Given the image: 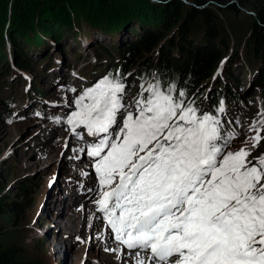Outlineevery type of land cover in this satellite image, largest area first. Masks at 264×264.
Returning a JSON list of instances; mask_svg holds the SVG:
<instances>
[{
    "label": "snow or ice",
    "instance_id": "6c2138e0",
    "mask_svg": "<svg viewBox=\"0 0 264 264\" xmlns=\"http://www.w3.org/2000/svg\"><path fill=\"white\" fill-rule=\"evenodd\" d=\"M141 89L129 111L125 85L105 78L74 101L66 120L77 138L81 128L99 138L86 153L98 180L91 191L114 241L135 264H264V155L225 153L237 133L218 143L220 118L198 114L175 85ZM258 124L253 148L264 139V119Z\"/></svg>",
    "mask_w": 264,
    "mask_h": 264
},
{
    "label": "rangeland",
    "instance_id": "374dc122",
    "mask_svg": "<svg viewBox=\"0 0 264 264\" xmlns=\"http://www.w3.org/2000/svg\"><path fill=\"white\" fill-rule=\"evenodd\" d=\"M5 1L1 0V3ZM80 1L86 4L96 0ZM128 1L111 0L114 5L104 15L109 26L125 15L123 5ZM130 1L133 3L126 13L130 15L127 24L133 27L140 21L143 23L145 12L150 10L147 4L161 6L171 0ZM179 1L192 5L186 0ZM94 5L99 10L102 2L98 0ZM221 10L215 13L222 28V38L228 43L229 53L224 55L214 71L212 82L206 84L207 91L198 101L197 111L201 115L211 113L207 92L217 84L224 85L223 90L225 85L231 87L237 97L233 101H224V112L218 116L222 122L221 132L224 138L218 143L224 144L226 134L234 131L237 136L227 142L224 152L248 148L251 150L249 160H253L264 155V139L255 148L250 139L255 135L252 126L259 127L258 122L264 119V103L259 96L255 78L250 74L251 70L244 66V47L249 33L245 16L247 18L252 13L247 9L237 17ZM0 13L2 17L3 11ZM196 27L199 28L194 25L193 30ZM165 30L163 32L168 33L170 29ZM88 32L86 35L80 33L68 38L58 48L40 46L36 54H31L33 52L30 51L34 61L31 63L32 70L16 71L11 62V68L18 75L12 72L6 79L12 84L9 89H4L6 98L9 99V112L0 104V199L13 202L16 206L14 212L5 210L0 214V244L21 248L25 261L34 264H126L121 258L124 257L122 249L126 248L115 244L110 238L109 230H105L103 221L99 222L97 213L100 212L95 204L99 196L91 191L98 187V180L94 170L95 160L86 153L88 146L98 142L99 138L87 135L82 128L77 131L83 135V139L77 138L71 133L66 120L76 110L74 101L93 87V83L96 84L95 78L102 76L105 73L103 68L109 65V57L102 51H99V55L103 57L102 63L96 61L98 53L94 43L115 48L121 43H129L136 31L127 30L109 35L98 31ZM4 44L9 58L12 50L8 41L5 40ZM235 49L239 58L230 60ZM77 58L79 61H76ZM38 64H41L40 67ZM256 66L255 63L253 67ZM140 71L139 66H130L126 72L127 82L123 83V101L128 110L133 112L135 100L142 91L138 78ZM147 94L144 93L145 96ZM123 111L117 116V120L120 118L118 125ZM115 130L114 126L113 132ZM260 135L264 137V131ZM25 188L28 191L21 196L19 191ZM64 194L69 197L80 195L81 198L70 202L69 208L62 209ZM75 205L79 206L74 214H80L81 209L86 206L93 210L92 216L87 220L90 228L84 233L66 228L58 217L63 210L68 213ZM95 224L99 226L94 230L92 228ZM67 230L69 234L66 233ZM132 257L127 255L125 258Z\"/></svg>",
    "mask_w": 264,
    "mask_h": 264
},
{
    "label": "trees",
    "instance_id": "16d2710c",
    "mask_svg": "<svg viewBox=\"0 0 264 264\" xmlns=\"http://www.w3.org/2000/svg\"><path fill=\"white\" fill-rule=\"evenodd\" d=\"M96 1L82 4L80 0H6L2 2L3 7L0 0V12L3 11L0 17V104L5 111L9 112V99L4 89L12 86L6 79L12 72L17 74L11 68V62L16 71H29L33 69L31 63L34 62L30 55L36 54L40 46L58 48L68 38L80 33L86 35L88 31L109 35L127 30L136 31L129 43L120 42L121 45L115 48L94 43L98 63L103 61L99 51L109 57V65L103 68L105 73L95 78L96 84L105 78H119L122 83H126L129 67L139 66L141 85L147 87L159 83L165 90L175 85L177 94L180 91L185 93V103L196 98L193 106L197 109L198 101L207 91L206 84L212 82L214 71L229 51L215 13L221 9L237 17L247 9L252 13L247 18L245 16L249 33L244 47V66L252 71L250 74L255 78L259 96L264 103V0H186L192 5L171 0L161 6L151 3L147 4L150 10L145 12L143 23L140 21L133 27L127 24L130 15L126 14L130 11L132 1L122 2L126 13L112 26H109L104 15L114 4L111 0H100L102 6L96 10ZM194 25L199 28L193 30ZM168 28L169 32L164 33ZM5 40L12 50L9 58L5 53ZM237 49L230 60L239 58ZM30 51L33 53L29 54ZM115 59L117 62H114ZM255 63L257 66L253 67ZM223 86L217 84L207 92L210 114L218 116L220 104L224 105L226 99L233 101L237 97L231 87L225 85L223 90ZM27 191L26 188L21 189L19 194L25 195ZM15 208L13 202L0 199V214L5 210L14 212ZM23 255L22 249L15 245L0 244V264H34L25 261Z\"/></svg>",
    "mask_w": 264,
    "mask_h": 264
},
{
    "label": "bare ground",
    "instance_id": "6f19581e",
    "mask_svg": "<svg viewBox=\"0 0 264 264\" xmlns=\"http://www.w3.org/2000/svg\"><path fill=\"white\" fill-rule=\"evenodd\" d=\"M119 120H120V118L117 120V122ZM79 197L81 198L80 195H78V196L71 195L69 197V196H65V194H64L63 197H62L64 199L62 201V206H63L62 209L69 208L68 204L70 202H76L79 199ZM78 204H80V203H78ZM78 206L79 205L73 206L72 209H71L72 211L70 210V212H68V213L66 211H64V210L62 212V210H61L62 213H60L58 217H59L60 221L62 222V224L65 225L66 228L72 229V230L73 229H77L79 232L84 233L87 229L90 228V226L88 225L87 220H88V218H90L92 216V211L93 210L86 206V207H83L81 209V213L80 214H74V211H77V207ZM97 214H99V216L97 215V217H99V219H100L99 222L101 223V220L103 221V224L105 225V230L106 231L109 230L110 238H112V240L114 241V234L111 233L110 228L107 226V221L102 218V214L101 213H97ZM98 226H99V224H95L92 229L95 230V229L98 228ZM66 233L69 234V230H67ZM117 243L118 242H115V244H117ZM112 246H115V245H112ZM115 247H117V246H115ZM122 251H124V254H122V256H124V257H121L122 260H124L126 264H135V258L134 257L128 258V259L125 258L127 255H129V251L130 250L122 249ZM129 256H131V255H129Z\"/></svg>",
    "mask_w": 264,
    "mask_h": 264
}]
</instances>
